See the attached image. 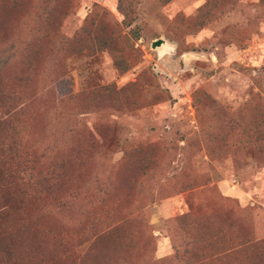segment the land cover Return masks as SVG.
<instances>
[{"label": "rangeland", "instance_id": "obj_1", "mask_svg": "<svg viewBox=\"0 0 264 264\" xmlns=\"http://www.w3.org/2000/svg\"><path fill=\"white\" fill-rule=\"evenodd\" d=\"M3 91L0 264H264V0H0Z\"/></svg>", "mask_w": 264, "mask_h": 264}, {"label": "trees", "instance_id": "obj_2", "mask_svg": "<svg viewBox=\"0 0 264 264\" xmlns=\"http://www.w3.org/2000/svg\"><path fill=\"white\" fill-rule=\"evenodd\" d=\"M0 95H2L1 97H7V99L9 100H14L15 96H13L14 94L12 93H6L3 91L0 93ZM18 114L17 111H15L14 113H10L7 115L6 118L0 119V130L1 132L4 130H11L13 127V123L14 120L16 118V115ZM16 147H18L17 145V141L13 140V142L11 144H9V153L14 154ZM7 162L5 160H3V166L6 165ZM23 189H27V187H23ZM10 196L13 197V195H11L10 193H8L5 197L0 198V202L3 203V206L0 205V220H4V219H8L11 215L12 210L14 209V205L16 204L15 202L12 201V199L10 198ZM15 198V197H14ZM11 200V202H10ZM16 200V199H15ZM17 202V200H16ZM115 233V232H112Z\"/></svg>", "mask_w": 264, "mask_h": 264}, {"label": "water", "instance_id": "obj_3", "mask_svg": "<svg viewBox=\"0 0 264 264\" xmlns=\"http://www.w3.org/2000/svg\"><path fill=\"white\" fill-rule=\"evenodd\" d=\"M163 44H165V40H163V39H158V40L154 41V43H153V48H157V47H159V46H161V45H163Z\"/></svg>", "mask_w": 264, "mask_h": 264}]
</instances>
